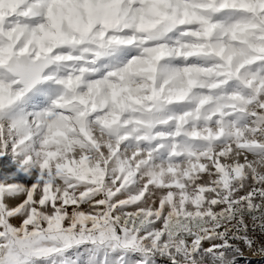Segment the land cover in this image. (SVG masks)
I'll return each mask as SVG.
<instances>
[{
    "label": "snow or ice",
    "instance_id": "snow-or-ice-1",
    "mask_svg": "<svg viewBox=\"0 0 264 264\" xmlns=\"http://www.w3.org/2000/svg\"><path fill=\"white\" fill-rule=\"evenodd\" d=\"M246 252L264 258V0H0V264Z\"/></svg>",
    "mask_w": 264,
    "mask_h": 264
},
{
    "label": "rangeland",
    "instance_id": "rangeland-1",
    "mask_svg": "<svg viewBox=\"0 0 264 264\" xmlns=\"http://www.w3.org/2000/svg\"><path fill=\"white\" fill-rule=\"evenodd\" d=\"M239 264H264V258L253 256L251 253L246 252V258L240 260Z\"/></svg>",
    "mask_w": 264,
    "mask_h": 264
}]
</instances>
